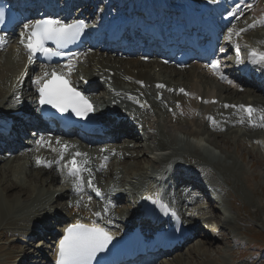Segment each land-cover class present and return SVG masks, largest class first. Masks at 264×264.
<instances>
[{"label":"rangeland","instance_id":"1","mask_svg":"<svg viewBox=\"0 0 264 264\" xmlns=\"http://www.w3.org/2000/svg\"><path fill=\"white\" fill-rule=\"evenodd\" d=\"M257 31H259V29L252 30L251 32L255 33ZM260 31L264 32V28L260 29ZM11 45L12 44L3 48V50H0V71L7 69V56L14 51L18 52V50H15ZM1 47L2 46L0 45V48ZM100 55L105 56L103 54ZM93 56L94 55L88 58V64H84V67L87 68V70L92 69L90 58H96ZM121 60H123V62H128V64H123L124 67H130L137 64V61L129 62L130 60ZM147 66L148 68L152 67V65L144 64V67ZM122 69L123 67L120 68L121 71ZM158 70L159 66H156L155 71L158 72ZM191 70L192 67L188 71L176 70L175 74H170V76H173V78H171L173 80L175 79L174 81H179L182 80L186 74L190 73ZM135 71L136 69L134 72ZM169 71L171 70L161 69L159 73L163 76H167L170 73ZM5 81H9V78L5 76L4 78H0V86L3 85ZM219 85L220 84H216L215 87H218ZM127 86L130 93H133L132 86ZM103 88H99L98 94L104 93ZM245 89H249V86H246ZM240 95L241 94H239V96ZM1 106L4 109L9 107L8 102H2L0 104V107ZM168 113L169 120H173V123L177 121L181 122L184 119L182 114L179 117V114L175 115L174 113ZM240 125L241 124L232 126L229 130L227 129L228 132L217 131L219 134L216 139V144H214V142H208L205 138L206 134L211 132L207 128H204L200 133L190 135L189 137L183 132L175 131L176 138L174 141L176 140L178 143L176 144L175 142L174 145L176 147L172 146V148L169 149L172 153V155L169 156L159 149L157 143L152 142V146H156L157 149L156 147L149 148L147 147V141L144 144V139H140L141 148L139 150H134L129 147V151L132 152L133 156H123V153L120 152L121 154H118L110 161L111 171L114 172L118 168V172L115 174L119 175V179L124 180L125 183L127 180H130V183L127 182L128 186H132L135 190L139 189L141 186H152L154 181L161 178L164 179L166 174L169 177L173 169L175 174H179L176 181L181 180L182 183L186 185L191 184V181H189L190 179L192 180V183L195 181L194 184L197 185L196 191L203 195L202 198L206 204H200L197 202L193 206L195 208L194 212L211 216L210 221L213 225L212 231L210 229L208 231L206 224L202 223L194 231L196 234L192 241L188 242L184 248L168 257L158 258V260L151 264H264V137L261 140V133L256 139L251 138L248 135L249 130ZM214 133H216V131H214ZM166 134L167 132H164L161 135L164 141H166L167 138ZM179 139H181V141ZM118 141L119 140H117V142ZM169 142L171 141L169 140ZM120 143L125 145L129 143L133 144V140H120ZM120 143L118 142V144ZM173 148H178L177 150H180L179 153L173 151ZM152 150L155 151L152 152ZM159 153L160 155H158ZM94 154L96 155V153ZM22 163H24L23 167L20 166ZM12 164H14L15 167L19 165L21 168H19L20 172L18 171V168V170L12 169ZM157 164L158 167L162 166V168L155 167ZM7 169L9 171H7ZM157 169L160 172H158ZM0 170V213H3L1 209L4 205L15 202H18L17 204L19 207L20 205L23 206L22 210L23 212H26L22 214L18 212V208L16 207L13 212L16 211L19 214H15L16 216L13 215L15 216V219L12 218L13 220L11 218L9 220L8 218L5 219L6 214L3 213L4 218L0 221V233L5 231L4 233L6 236L1 238L2 236L0 235V264H18L21 259L24 257L25 259L27 258L26 253L28 250L30 251L28 260H24L20 264H24L25 262V264H34L33 261L36 262V259H34L35 254L42 251L45 253L46 250H48L49 240L44 237H38V234L37 236L35 235L32 237L30 236L31 234H26L24 236V233H22L19 228L25 226L27 229L33 225L37 228L36 225L38 224V221H35L34 223L33 220L29 219L30 211H27V208H29L31 203L34 202L37 195L45 193L44 195L49 197L46 193L49 194L53 191H59L62 184L57 182V180L55 182L50 181L49 183H46L43 180V177L48 176L49 174L31 168L29 163L24 161V158L22 157L18 159H13V157L6 159V161L0 163ZM10 171H13L14 173L16 171L17 173L14 174L12 172L11 174ZM144 171L146 172L144 173ZM186 174L192 175L187 176ZM27 175H34L36 178L31 179ZM110 175L111 172L106 169L98 177V180L100 177H104L102 181L105 186L108 184L106 178L110 177ZM116 175H112L111 177L116 179ZM182 175H186V177ZM15 179H21V181L18 180V184H22L30 189V193L27 197H22V195H19L16 192L17 187L11 184V181L15 182ZM171 180H174V177H172ZM41 183L42 187L37 188ZM165 184L166 186L170 184L168 178H166ZM6 185H10L9 188L5 189L4 186ZM186 185L184 186L186 187ZM41 189L42 191L40 192ZM10 190L15 193L11 197H9V195H11ZM8 191H10V193H8ZM66 196L67 194L62 196L61 199H56V197L52 198V207L50 208L58 209V217L60 218L65 217L67 214V212L60 208L67 203V200L64 201ZM210 202L216 204L220 203L222 204V208L218 210L216 207L209 205L208 203ZM122 205L125 207V204H121V206ZM9 210L11 211V209ZM61 215L64 216L61 217ZM190 219L191 218H187V223H189ZM195 221L196 220H192L189 223L191 227L196 225ZM203 224L205 225L204 227ZM51 225L52 224L48 222L44 225L43 229H50L49 226ZM16 228H18V230H16ZM10 231H12V233ZM34 234L35 233H33V235ZM47 236L49 237V235ZM204 238H206L205 240H207L208 243L203 244ZM204 247H207L206 254L202 253ZM43 256L44 255H41L38 258L40 261L38 260L35 264H46ZM19 257L22 258L18 260Z\"/></svg>","mask_w":264,"mask_h":264},{"label":"bare ground","instance_id":"2","mask_svg":"<svg viewBox=\"0 0 264 264\" xmlns=\"http://www.w3.org/2000/svg\"><path fill=\"white\" fill-rule=\"evenodd\" d=\"M178 1H180V0H178ZM160 2L164 6L167 5L165 2H162V1H160ZM166 8H172V6L168 5ZM231 28H234V26H231ZM11 46L13 47V45H11ZM95 54L96 55L93 57H96V58H90L91 64H92V69L87 70V68H85L84 65H82V66H80V74L83 77H85V78L87 77L90 81L94 82V84L91 86V88L95 89L97 86L104 87V90L106 91V95L104 97H102V103H105L107 105V104H111V102H113L112 105L118 106L116 99H121L122 102L124 100L130 101L132 99V103H126V104L133 105V103L135 104V102H133V100L137 97H142L140 95H141V93H144L146 98L148 99V101L151 104L150 110L142 109L140 111L139 110H133V109H131L130 111L128 109L126 111V110H123L120 105H119V109L117 107L110 109V107H109V109H110L109 112L111 113V115L107 114L104 118H100V120H102V123L105 125V127L108 130L106 136L110 135V138H109L108 142L101 144L103 150L102 151L98 150V153L103 152V154H108V152L115 149L116 153L121 154L120 152H122L123 156H125V155L128 157L133 156L132 152H130L129 149L125 145L118 144L117 140L126 139L128 136L127 133H131V135L135 134L136 128H140V132L144 133V135H145L144 138L147 141V147L155 148L156 146H154V145L152 146V142L153 143L155 142V143H157V146L159 147V149H161L162 152L164 151L163 153H165L168 156L172 155L171 150H169V149L172 148V146L176 147L174 145L175 142H176V144L178 143L176 140L174 141V139L176 138L175 131L183 132V133H185V135L187 134L189 137L190 135H196V134L200 133V131L203 130L204 128L205 129L207 128L211 132L206 134L205 138L208 140V142L210 141V142H214V144H216L217 143L216 139L218 138V134H219V132L217 133V131L228 132V130L232 126L240 123L239 121L241 119H243L244 120L243 125L249 130L248 135L251 138L256 139V137H258L259 134H261L263 132V131H257L256 127L249 126L246 123V119L243 118L242 116H239V112L241 113V109L238 107L239 105H241V103H244V104L252 103L255 107H257L259 109V112L260 111L264 112V110H263L264 109V100H263L262 96L260 94H253V96H251V98H250L249 97L250 94L240 93L235 89L234 90L230 89V87H228L224 84H221V86H218V87H214L210 81V77L208 76V75H210L209 71L204 69L198 63H193L188 68H186L184 66L185 69H182L181 67L179 69H175V68H172L169 66L166 67V65H160L157 62H151V61L144 62V61L139 60L138 58H136V59L134 58V59H130L129 62H136L137 61L136 65H133L130 67H124L123 64H126V63L128 64V62H125V61L123 62V60H121L122 58H120V57H114L113 55L101 56L98 53H95ZM101 54H103V53H101ZM26 56L27 55L24 54L22 57H19L18 59H15V60H12V56L8 55L6 58L7 59L6 63H8L6 65L7 69H5L4 71H0V78H4V76L9 78V81H5L3 83V85L0 86V104L2 102L3 103L9 102L10 104H12L10 107V111H14L16 109L26 107L22 103H26L27 105H29L28 102H26V101L20 102L21 99L20 100L17 99V95L20 93V91H19L18 85H16L18 83L19 76L22 72L23 63L25 61ZM144 64L152 65V67L151 68H148V66L144 67ZM155 66H160V70L161 69L164 70L163 68H165V69H170L171 71H169L170 72L169 75L163 76L161 73H159V72L157 73L155 71ZM121 67H123L122 71L120 70ZM191 67H192L191 72L186 74L182 80L174 81L175 79L174 80L172 79L173 76H170V74L174 75L176 70L188 71L189 69H191ZM132 69H134V70L136 69V71L134 72V70H132ZM8 72H9V74H8ZM167 77H169V78H167ZM16 79H17V81H16ZM110 80H111V82H110ZM156 81L162 82V83L167 85L168 91L167 90L164 91L165 95H166L165 99L167 102H169L168 106L173 107V109H174L173 112L175 115L182 114L184 119L183 120L181 119V120L183 121V123H182V121L181 122L177 121V122L173 123V120H171L172 121L171 122L169 120V117H168V114H169L168 113V107L166 108L160 102L155 101V99H154L155 92L160 90L159 87H156V88L154 87V82H156ZM15 82H16V84L14 85ZM141 82H144L146 84L145 88L140 86ZM102 84H105V85H102ZM127 85L132 86L133 93H130V90H129ZM249 85H250V83H249ZM171 87H174L175 89L179 88V87H184V89L188 90L190 92V94H189V96H185V95L178 93L177 91H175L174 93H170L169 90ZM239 94H241V95L239 96ZM247 95H249V96H247ZM199 97H201L202 101L198 100ZM214 97L217 98V102L212 103L210 100L211 99L213 100ZM24 99H26V97L23 98V100ZM204 99H205V101H204ZM176 100L181 102V106H176L174 104V101H176ZM225 105H228L229 107H225ZM233 105H235L237 107H232ZM0 109L2 110V107ZM179 112H181V113H179ZM196 112H197V115L195 116ZM123 113H125V114H123ZM220 113H222V115H220ZM212 115L214 116L213 122H211L209 120L210 116H212ZM16 117H19V116H16ZM1 118H2V113L0 112V120H1ZM224 119H225V121H224ZM179 120H180V118H179ZM223 127H224V129H222ZM213 128L216 130H214ZM214 131H216V133H214ZM164 132H167L166 141H164L162 139V136H161L162 133H164ZM15 134H16L15 131L12 132V136L14 138H15ZM262 134H264V133H262ZM186 139H187V137H186ZM169 140L171 142H169ZM179 140L181 141V139H179ZM173 141H174V143H173ZM14 143H15L14 140L5 141V144H8V145H12ZM156 149H157V147H156ZM173 149H174L173 151L178 152V153L180 151V150L179 151L177 150L178 148L177 149L173 148ZM154 151L152 150V152H154ZM49 152H50V150H48L45 153H36V154L38 156H42L43 159H46L49 156L48 155ZM55 155L58 156L59 152L56 153ZM158 155H160V153ZM19 157H20V155L16 154V155H14L13 159L14 158L18 159ZM153 158H154V156H153ZM34 159L35 158H33L32 160L30 158L29 159L26 158L25 161H27L29 163L31 168H35V169H38L39 172L41 170V171L47 172L49 174L48 176L43 177L44 178L43 180L46 183H49L50 181L55 182L56 180H57V182H59L58 179H62L61 169H58L59 166L54 164L53 167H50V169H49V168H46L44 166H39L37 163H35ZM1 160H3V159H0V161ZM24 163L20 164V166L23 167ZM20 166L18 165L15 167V165L12 164L11 168L14 170H18L20 168ZM157 166H158V164H157ZM86 167L90 168V167H92V164L88 163L86 165ZM52 168H57L58 170H55L53 172ZM94 168H97V164H94ZM20 169L18 170L19 172H20ZM5 170H4V172H5ZM7 171H9V170L7 169ZM12 172H11V174H12ZM145 172L146 171H144V173ZM15 173H17V172L15 171ZM52 173H54V174H52ZM141 173H143V172H141ZM186 175L191 176L192 174H186ZM186 175H182V176L186 177ZM27 176L31 179L36 178V176H34V175H27ZM38 176H37V178H38ZM11 180H12V178H11ZM18 180L21 181V179H18ZM18 180L15 179V182L11 181V184L14 185L15 187H17L16 192L19 195H22V197L23 196L27 197L30 193V189L28 187L22 185V184H18ZM119 181L122 184V187H124L126 185L124 180L119 179ZM98 182L100 184V180ZM127 182L130 183L131 181L127 180ZM175 184H177V186L175 185V189L177 191H179V192L185 191L186 187L182 186L184 183H182L181 180L176 181ZM19 185H21V186H19ZM63 185H65V184L62 183V186ZM9 186L10 185H8V186L6 185L4 187L6 189V188H9ZM41 187H42V183L37 188H41ZM101 190L106 191V187H101ZM150 190H152V188H147L144 191V193H146L148 196L151 193ZM10 191H11V195H9V197H11L13 194H15L12 192V190H10ZM10 191H8V193H10ZM41 191H42V189L40 190V192ZM177 191H175V194L179 193ZM37 192H39V191H37ZM58 192H59V195L56 196L57 199H61L62 196H65L66 194L68 195L70 193V191L61 192V190H59ZM79 193H84L83 194L84 198H86L87 196H92L91 194H87L82 190L79 191ZM44 194L45 193H43V194L40 193V195L36 194L37 196L34 199V202L31 203L29 208H27V211H30L29 212L30 213L29 219L33 220L34 223H35V221H38V224L37 223H36L37 225L35 224L37 226V228L34 227L33 224H32L33 226H30V228H27V229L23 225H22L23 227H20V228L18 227L19 230L22 233H24V236L26 234H31L30 235L31 237L35 236V235L37 236L38 230L41 228L43 229L44 225L46 223H48V221H49L48 218L50 217L49 213H52L54 211V213L56 214V212L58 211V209H56V208H50V207H52L51 203L53 200L52 198L54 195V191L49 193V194L46 193L49 197H46V195H44ZM131 196L133 197V192H132ZM64 201H66V200H64ZM84 201H85V199H83V198H82V200H78V206L80 209L79 211L83 216L93 215L96 212H100L101 215L104 214L102 212L101 208L103 206H106L105 203H97V206H95V207H90V209H88V208L84 209L81 207V205ZM49 202H50V205H49ZM17 203L15 202V203H11V204H7V205L3 206L1 211H3V213L6 214V216L4 215L5 219L8 218V220H9L10 218L11 219L14 218L16 216L15 214H19L18 212H20L22 214L26 213V212H23V210H22L23 206L20 205V207H19V205ZM218 205H220V204H218ZM218 205L216 204V206H218ZM16 207L18 208V212L15 211L16 212L15 213L13 211L16 209ZM220 207L222 208V205H220ZM60 208L63 209L65 212H68L69 216L72 214L73 208H71L69 205H67V203L62 205ZM9 209H11V211ZM91 209H92V211H90ZM109 209H110V205H109ZM8 210H9V212H8ZM163 210L167 216L170 215V217H173L176 214L177 216H180L181 220L187 222V217L185 215H183L184 213L178 211V209H176L175 206H171L169 204V206H165ZM117 211H119V210L114 209L112 212H117ZM11 212H13V213H11ZM3 213H0V221L4 218ZM13 215H15V216H13ZM17 216H19V215H17ZM192 219L196 220V221L199 220V219H195L194 217ZM191 221L192 220L190 219L189 223ZM205 222H207V221H205ZM209 222H211V221H209ZM16 223H18V222H16ZM186 226H188V229L191 231V233H194V231L196 230V228L199 225L196 223V225H194L192 227L190 225H186ZM18 228H16V230H18ZM208 228L212 231V229H213L212 223H211V226H208ZM34 230H36V231H34ZM4 232L2 231L0 233V235L2 236L1 238L6 236V234ZM10 232L12 233V231H10ZM32 232L35 234L33 235ZM60 235H61V233H60ZM18 236H20V235H18ZM205 239L206 238H204V240H203V244L208 243V241ZM55 242L58 243L59 240H57V238H56ZM206 252H207V247H204L202 250V253L206 254ZM55 253H56V247L53 246V251L51 252L52 258H55ZM29 254H30V251L28 250V252L26 253V257H27L26 259H25V257L23 259H21L24 256V254L22 257H19L18 260H20V259L21 260L19 261L18 264H20L24 260L25 261L28 260V257L30 256Z\"/></svg>","mask_w":264,"mask_h":264},{"label":"snow or ice","instance_id":"3","mask_svg":"<svg viewBox=\"0 0 264 264\" xmlns=\"http://www.w3.org/2000/svg\"><path fill=\"white\" fill-rule=\"evenodd\" d=\"M251 7V5H249ZM231 15L232 13H228ZM4 17V12L0 10V20ZM255 22L249 27H254ZM86 25L83 20H73L72 22H65L63 19L46 16L42 19L29 21L23 25V30L20 32V43L24 46L28 53V62L32 63L37 54L49 58L52 56L62 55L59 48L72 43L79 39L84 32ZM233 30L229 29V33ZM245 29H240V32ZM239 35V32H237ZM4 41L0 37V43ZM51 41L56 45V49L47 46V42ZM249 60L256 65L264 66V51H257L252 49L249 53ZM237 62H240L239 54H237ZM67 72L58 73L55 68L51 71L47 68L42 69V74L37 76L33 81L38 87L39 103L41 105H51L60 113H67L71 111L76 117L87 118L89 113L93 112V106L81 92L72 87L67 79V76L73 71L71 62L64 66ZM209 67L214 73L219 71L220 62L218 60L212 61ZM220 79H226L223 73H220ZM232 81H229L231 83ZM163 87V85H160ZM183 92V89H180ZM225 107H229L225 105ZM232 107H237L233 105ZM243 113L246 114L248 123L254 124L255 109L251 106L239 105ZM264 120V115L260 117ZM243 123L244 120L239 121ZM51 143L50 141L37 140V144ZM56 143L60 146L59 156L54 161H44L39 156L36 157L38 165L43 164L45 167H52L55 163L57 166L61 165L64 160V153L70 147L66 142L62 143L57 137ZM56 151V149H52ZM86 153L74 152L71 157L63 164V168L67 170V176L74 178V187L76 191H81L83 183L82 174L89 173L88 185L93 186L91 179L92 169L86 167L89 163L87 159L80 160L78 157H86ZM104 160L107 158L104 157ZM104 164L101 163L102 169ZM97 194L100 190L96 189ZM91 199V197H89ZM155 202V201H154ZM95 216H100V212L94 213ZM114 234L107 230V228L93 221L91 224L81 223L77 220L74 224L68 225L64 228L63 236L59 239L56 246V260L55 264H93L98 253L104 252L112 243Z\"/></svg>","mask_w":264,"mask_h":264}]
</instances>
